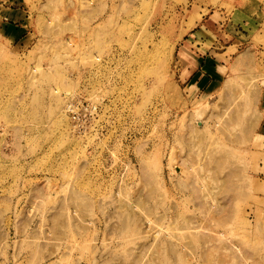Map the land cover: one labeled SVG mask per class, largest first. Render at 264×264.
<instances>
[{"label": "rangeland", "instance_id": "374dc122", "mask_svg": "<svg viewBox=\"0 0 264 264\" xmlns=\"http://www.w3.org/2000/svg\"><path fill=\"white\" fill-rule=\"evenodd\" d=\"M0 264H264V0H0Z\"/></svg>", "mask_w": 264, "mask_h": 264}, {"label": "built area", "instance_id": "2783aa9c", "mask_svg": "<svg viewBox=\"0 0 264 264\" xmlns=\"http://www.w3.org/2000/svg\"><path fill=\"white\" fill-rule=\"evenodd\" d=\"M79 102H81V101L80 100H69V99H67L66 105H65V110H67L73 116L74 115L75 106Z\"/></svg>", "mask_w": 264, "mask_h": 264}, {"label": "crops", "instance_id": "0c3cea01", "mask_svg": "<svg viewBox=\"0 0 264 264\" xmlns=\"http://www.w3.org/2000/svg\"><path fill=\"white\" fill-rule=\"evenodd\" d=\"M200 76H201V77L199 78V79H200V81H199V82H204V81H205V79H203V78H204V77H207V76H206V75L204 76L203 74H200ZM201 78H202V79H201Z\"/></svg>", "mask_w": 264, "mask_h": 264}]
</instances>
